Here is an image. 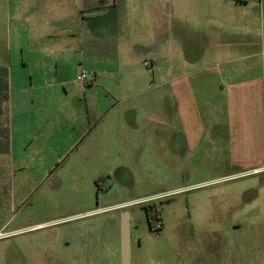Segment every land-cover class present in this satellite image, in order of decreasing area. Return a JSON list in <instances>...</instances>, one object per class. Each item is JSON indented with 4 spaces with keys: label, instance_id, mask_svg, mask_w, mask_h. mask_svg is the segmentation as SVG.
Here are the masks:
<instances>
[{
    "label": "rangeland",
    "instance_id": "1",
    "mask_svg": "<svg viewBox=\"0 0 264 264\" xmlns=\"http://www.w3.org/2000/svg\"><path fill=\"white\" fill-rule=\"evenodd\" d=\"M21 6L0 0V64L11 55V75L22 73L19 47L35 38ZM85 16L93 43L110 46L102 65L120 77L103 84L124 93L108 100L131 124L104 158L55 161L32 145L0 162V264H121L124 210L130 264H264V110L222 107L221 122L236 116L240 127L208 126L199 0H91ZM65 34L60 41L70 42ZM63 77L72 90L70 71Z\"/></svg>",
    "mask_w": 264,
    "mask_h": 264
},
{
    "label": "crops",
    "instance_id": "2",
    "mask_svg": "<svg viewBox=\"0 0 264 264\" xmlns=\"http://www.w3.org/2000/svg\"><path fill=\"white\" fill-rule=\"evenodd\" d=\"M90 2L21 0L27 32L35 38L19 47L17 65L22 73L11 75V55L6 65L0 64V162L11 161L14 153L22 157L32 145L36 156L55 161L67 157L91 161L93 153L104 158L108 144L116 142L111 137L119 134L118 128L131 124L124 117L126 110L117 113L108 100L124 93L111 95L103 85L121 81L102 65L110 46L100 38L93 43L85 16ZM63 22L77 25L78 34L61 29ZM64 32L72 37L70 42L60 41ZM154 62L151 58L150 67ZM86 68L88 82L75 84L76 75L87 73ZM67 70L74 86L70 91L65 87L70 82L63 77ZM199 73V93L205 88L203 100L212 99L210 128L240 127L236 116L231 124L221 122L217 116L222 107L237 114L241 105L264 110V0H199ZM75 94V100H68ZM125 95L133 96L129 91ZM111 114L116 118L109 123Z\"/></svg>",
    "mask_w": 264,
    "mask_h": 264
},
{
    "label": "water",
    "instance_id": "3",
    "mask_svg": "<svg viewBox=\"0 0 264 264\" xmlns=\"http://www.w3.org/2000/svg\"><path fill=\"white\" fill-rule=\"evenodd\" d=\"M130 215L124 210L120 219V259L121 264H130Z\"/></svg>",
    "mask_w": 264,
    "mask_h": 264
},
{
    "label": "built area",
    "instance_id": "4",
    "mask_svg": "<svg viewBox=\"0 0 264 264\" xmlns=\"http://www.w3.org/2000/svg\"><path fill=\"white\" fill-rule=\"evenodd\" d=\"M144 65L145 66H148V62H144ZM88 75H87V73L86 72H81V73H79L78 75H76V77H75V79H74V82H75V84H77V85H79V86H82V85H84V84H86L87 82H88ZM159 224V223H158ZM156 228H158V226L156 227ZM158 230V229H157ZM156 230V231H157ZM155 231V232H156Z\"/></svg>",
    "mask_w": 264,
    "mask_h": 264
},
{
    "label": "trees",
    "instance_id": "5",
    "mask_svg": "<svg viewBox=\"0 0 264 264\" xmlns=\"http://www.w3.org/2000/svg\"><path fill=\"white\" fill-rule=\"evenodd\" d=\"M235 1H240V0H235ZM151 218H152V216H151V215H149V214L147 213V219H148V222H150V221H151Z\"/></svg>",
    "mask_w": 264,
    "mask_h": 264
},
{
    "label": "flooded vegetation",
    "instance_id": "6",
    "mask_svg": "<svg viewBox=\"0 0 264 264\" xmlns=\"http://www.w3.org/2000/svg\"><path fill=\"white\" fill-rule=\"evenodd\" d=\"M152 219V218H151Z\"/></svg>",
    "mask_w": 264,
    "mask_h": 264
}]
</instances>
